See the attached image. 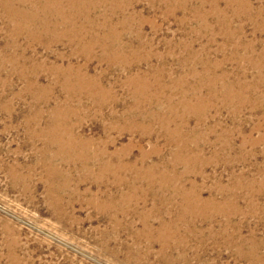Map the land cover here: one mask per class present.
Listing matches in <instances>:
<instances>
[{"label":"rangeland","instance_id":"rangeland-1","mask_svg":"<svg viewBox=\"0 0 264 264\" xmlns=\"http://www.w3.org/2000/svg\"><path fill=\"white\" fill-rule=\"evenodd\" d=\"M98 7L65 15L71 42L61 16L41 31L0 6V264H264V0ZM111 59L165 85L132 92ZM69 61L102 92L68 89Z\"/></svg>","mask_w":264,"mask_h":264},{"label":"bare ground","instance_id":"bare-ground-1","mask_svg":"<svg viewBox=\"0 0 264 264\" xmlns=\"http://www.w3.org/2000/svg\"><path fill=\"white\" fill-rule=\"evenodd\" d=\"M104 0H0V6L2 7V10L8 15L9 18H11V21H21L22 23L25 22L28 26H35L36 28H40L41 31H47L48 27L51 25V17L52 16H61L62 20H57L58 22L53 23L52 25H62L65 27V31L61 33V35L68 36L69 41H75L77 40L80 32L85 33V30L83 29V25H80V28H75L76 24L72 21V18L67 19L65 15H73L80 13H86V15H90V13L96 12V10L99 8L98 6L103 2ZM118 1V0H117ZM120 2V1H119ZM168 2V1H167ZM107 3V2H106ZM110 3V2H109ZM29 4V5H28ZM103 4V3H102ZM26 6L25 9H23V6ZM119 3L112 2L113 10L120 9ZM29 9V10H28ZM25 10V11H24ZM39 14H43L44 18H39ZM76 15V16H77ZM88 15V21L89 23L91 21V17ZM87 21V22H88ZM30 28V27H29ZM16 31V34L22 33L21 30L18 28H14ZM14 31V32H15ZM29 34L28 36H32L34 39H36L38 42L42 43L41 40L43 38H40L37 34L34 35L31 31H27ZM68 32V33H66ZM71 32V33H70ZM74 32H77L74 33ZM70 34V35H69ZM92 38V37H91ZM94 44H98L97 39H91ZM8 43V42H7ZM44 43V42H43ZM80 43V42H79ZM81 45V44H80ZM83 46V47H82ZM81 49L83 51L87 50V47L84 45H81ZM23 61V66L19 67V69H16L15 63L19 61V59H8V61L12 64V70L17 72L18 75L22 78L27 76V68L29 67V63L31 59H21ZM110 60V59H109ZM114 63L120 65L121 67L125 68L126 70H129V74L131 75L132 79L127 78L126 81L129 84H132V92H141L142 90H146L148 86H150L151 82L148 81L147 78L150 77V79L154 78V81H152L154 86H164V82L160 79L165 78V72L162 67H158L155 65H152L149 61V59H111ZM148 63V68L141 70L140 64L141 63ZM135 65L136 67L139 66L135 72H132L131 66ZM77 66L82 67V65H74L72 63H67L65 68L61 69V64H55L52 65L53 71L56 72V74L64 75V73L68 74L67 79L65 78V85L68 89H77L76 86L69 84V77L75 76L76 84L79 88H85L87 86H96V89H99V91L102 92V85L100 83L95 84L92 83L91 80H89L87 77V74L83 71V69L77 68ZM34 70V69H33ZM35 72V71H34ZM37 75V74H36ZM148 81V83L146 82ZM151 85V86H153ZM137 107V106H136ZM61 134V133H59ZM80 139V138H79ZM53 141L57 142L59 146V151L67 152L69 154L71 150H74L75 145H79L78 137L77 138H71L69 137L67 141H63V139H60V136L53 137ZM64 161V160H63ZM106 165H101V170H103L101 174V178L106 177V183L114 182L115 180L110 179L105 174L109 170H105ZM105 168V169H104ZM120 168V167H118ZM117 170V169H113ZM107 198H110L107 197ZM122 199V198H121ZM175 243V242H174Z\"/></svg>","mask_w":264,"mask_h":264}]
</instances>
